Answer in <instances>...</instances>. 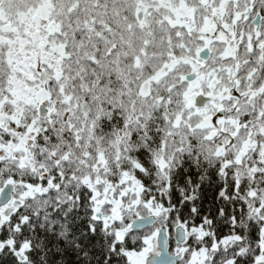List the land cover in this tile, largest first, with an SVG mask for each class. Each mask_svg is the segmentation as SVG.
Listing matches in <instances>:
<instances>
[{"label":"snow or ice","instance_id":"6c2138e0","mask_svg":"<svg viewBox=\"0 0 264 264\" xmlns=\"http://www.w3.org/2000/svg\"><path fill=\"white\" fill-rule=\"evenodd\" d=\"M0 264H264V0H0Z\"/></svg>","mask_w":264,"mask_h":264}]
</instances>
